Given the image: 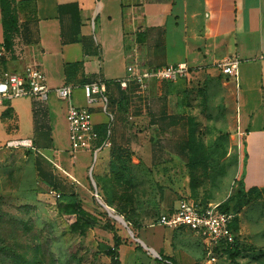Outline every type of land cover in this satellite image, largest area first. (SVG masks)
Returning <instances> with one entry per match:
<instances>
[{
    "label": "crops",
    "instance_id": "0c3cea01",
    "mask_svg": "<svg viewBox=\"0 0 264 264\" xmlns=\"http://www.w3.org/2000/svg\"><path fill=\"white\" fill-rule=\"evenodd\" d=\"M11 1L17 28L7 48L0 0V46L6 49L0 57V76L39 64L50 92L45 101L22 97L0 104V126L13 123L24 129L8 141L31 139L33 146L49 151L50 161L61 162L71 194L74 181L86 187L84 176L90 165L73 161L70 144L65 146L68 101L55 102V89L70 86L71 101L87 106L83 85L92 81L106 84L109 100V114L101 103L92 106L96 129L109 131L94 168L97 194L111 209H132L134 223L152 226L141 228L138 236L143 231L147 239L138 240L153 252L168 249L163 238L168 228L158 224L159 216L181 200L195 201L179 199L187 192L185 140L162 135L168 131L166 122L170 125L181 118L176 114L186 113L188 98L198 97L201 111L220 113L230 143L239 147L245 190H264V0ZM230 56L239 59L235 75H225L218 67ZM135 58L147 67L185 62L192 71L177 82L153 81L145 92L123 89L119 80ZM199 80L207 81L208 87L191 92L192 82ZM137 95L144 102L132 105ZM132 124L148 126L152 136L119 135L122 126ZM168 144L177 147L170 150ZM85 151L93 155L79 152ZM124 160H128L125 169ZM117 173L119 182L113 179ZM81 203L85 209L92 206L90 200ZM157 213L158 226L153 227ZM173 231L196 236L187 229Z\"/></svg>",
    "mask_w": 264,
    "mask_h": 264
},
{
    "label": "rangeland",
    "instance_id": "374dc122",
    "mask_svg": "<svg viewBox=\"0 0 264 264\" xmlns=\"http://www.w3.org/2000/svg\"><path fill=\"white\" fill-rule=\"evenodd\" d=\"M192 83L191 92L192 88L203 90L208 85L203 80ZM137 96L132 99V105L143 104L142 95ZM62 101L56 97L55 102ZM49 102L56 104L52 96ZM184 104L188 106L186 113L176 114L181 118L170 125L166 122L164 127L168 131L162 134L185 140L187 192L179 199L186 196L202 205L228 204L232 216L237 213L239 218L240 254L230 256L222 249L209 254L198 236L162 226L168 235L163 236L168 249L153 252L138 240L146 241L145 232L138 236V231L152 226L134 223L132 209H111L98 196L94 168L101 153L96 161L94 154L86 151H78L74 158L69 149L73 161L90 165L84 176L86 187L74 181L73 198L92 202L91 208L84 209L89 215L87 221L78 219V222V210L67 209L71 192L63 164L50 161L49 151L34 144L32 148H7L0 154V264H169L161 260L160 254L173 264H264V190L245 198L238 194L241 188L245 190L243 164L239 147L230 143L228 125L220 113L208 114L198 109V97H190ZM122 127L119 135L124 138L152 136L148 126ZM23 132L13 123L0 126V145ZM64 142L69 148L68 136ZM166 147L174 150L177 145ZM52 190L62 194L61 201L53 197ZM245 199L250 202L246 204ZM158 215L153 217V227L158 226ZM116 233L120 235L117 244Z\"/></svg>",
    "mask_w": 264,
    "mask_h": 264
},
{
    "label": "built area",
    "instance_id": "2783aa9c",
    "mask_svg": "<svg viewBox=\"0 0 264 264\" xmlns=\"http://www.w3.org/2000/svg\"><path fill=\"white\" fill-rule=\"evenodd\" d=\"M5 53V46H0V57H3ZM238 65V57L230 56L223 59L218 67L225 75H235ZM191 71V66L185 62L147 67L135 58L127 66L126 76L119 80V84L123 89L132 87L134 91L145 92L153 81L177 82L187 78ZM106 90L104 82L85 83L83 92L87 106H77L71 101L73 90L70 86L64 85L55 89V94L59 99L68 101L66 119L71 153L87 150L94 154L96 160L99 151L104 148L105 143H98L99 133L93 120L92 106L101 103L104 111L108 113L109 100ZM49 92L50 88L46 82L44 70L39 64L28 65L23 73L5 72L0 76V104L22 97L45 101ZM110 119H113L112 115ZM32 147L31 139L12 140L4 146L0 145V154L7 148ZM51 192L56 200L60 199V192L53 190ZM232 221L233 217L222 211L220 204L210 202L202 205L192 200H181L175 209L161 214L158 218V224L163 227L173 230L187 229L193 232L201 238L209 254L223 244L233 245L236 242L238 235L232 229Z\"/></svg>",
    "mask_w": 264,
    "mask_h": 264
},
{
    "label": "trees",
    "instance_id": "16d2710c",
    "mask_svg": "<svg viewBox=\"0 0 264 264\" xmlns=\"http://www.w3.org/2000/svg\"><path fill=\"white\" fill-rule=\"evenodd\" d=\"M2 2V13H3V23H4V29H5V45L7 48H10L11 45H12V36L17 28V17L16 15L14 14L13 12V9H12V1L11 0H1ZM98 133H99V144L103 143L104 140L106 139L107 135H108V131H107V128H104V129H97ZM125 151V150H124ZM121 152V151H120ZM123 152V151H122ZM125 153H128V152H125ZM128 164V160H124L121 162V166L123 167V169L126 168L127 164ZM118 168H120V166H117ZM118 170V169H117ZM120 172V171H119ZM118 172V173H119ZM118 173L114 176L115 178L114 181H117L119 182L120 181V177L118 175ZM261 189H251L249 191H246V192H249V194H247L245 192V190L243 188H241L238 192L239 195H241L242 197L245 198V196H250V193H253V192H260ZM61 198H62V194H61V197L59 199V201H61ZM71 203H70V206H67V209L69 210H78V213L76 212V215L78 218H76V220L80 219V221L84 222V221H87L89 215L88 213L84 210L85 208L82 206V203L81 202H78L77 200H75V198H73V194H71V199H70ZM74 201V202H73ZM250 202V199H245V203L248 204ZM220 208L222 211L230 214L232 216V213H231V209L229 208L228 204L226 205H221L220 204ZM233 217V221H232V229L234 230V232L238 234V230H239V227H238V221H239V218H238V214L236 213L235 216H232ZM79 222V220H78ZM76 221L73 223L75 224ZM72 224V225H73ZM120 235L118 233L114 234V238L116 240V244L120 242ZM240 243H239V236H236V242L233 244V245H221L220 247L216 248V250L218 249H222L224 250L226 253H228L230 256H235V255H238L240 254V251H241V248H240ZM138 247H141V245H138ZM161 260H166L169 264H173V262H171L170 260H167V259H164V257L160 254L159 255ZM117 264H119V262H116Z\"/></svg>",
    "mask_w": 264,
    "mask_h": 264
}]
</instances>
